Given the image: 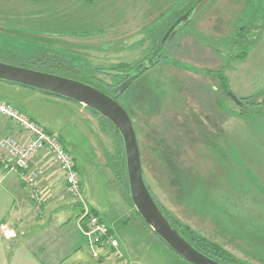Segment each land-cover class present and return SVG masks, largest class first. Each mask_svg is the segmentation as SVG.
Here are the masks:
<instances>
[{
  "label": "rangeland",
  "instance_id": "1",
  "mask_svg": "<svg viewBox=\"0 0 264 264\" xmlns=\"http://www.w3.org/2000/svg\"><path fill=\"white\" fill-rule=\"evenodd\" d=\"M191 1L0 0V60L114 85L122 78L107 71L150 66L160 50L162 61L119 99L134 124L145 180L177 221L240 261L264 264V106L253 113L250 104L236 105L219 79L238 99L264 101V0H212L192 19L185 13L173 22ZM238 28L242 36L232 44ZM41 29L48 33L42 42L33 35ZM241 48H248L243 57ZM45 54L63 55L76 68L25 59ZM34 91L43 96L24 110L60 136L82 196L101 213L129 215L133 206L112 171L115 128L77 102ZM150 235L143 232V264H190Z\"/></svg>",
  "mask_w": 264,
  "mask_h": 264
},
{
  "label": "crops",
  "instance_id": "2",
  "mask_svg": "<svg viewBox=\"0 0 264 264\" xmlns=\"http://www.w3.org/2000/svg\"><path fill=\"white\" fill-rule=\"evenodd\" d=\"M3 29L13 36L24 34L11 28ZM33 35L42 42L48 35L47 29L36 31ZM36 92L0 81V101L13 105L41 124L34 113L24 110L28 102L43 96ZM6 135L18 136L21 132L15 122L0 115V138ZM31 166L40 170L39 206L35 204L33 192L24 184L19 172L5 174L0 164V225H7L14 234L5 237L0 231V264H113L111 258L104 256V252L100 259L92 256L90 239L85 226H82L85 221H81L82 205L66 193L63 174L50 154L40 152L31 160ZM80 196L85 205L109 227L127 264H143V232L147 238H153L150 234H155L134 213V207L126 216L115 210L101 213L86 201L82 193ZM69 198L72 202H68ZM136 217L140 221H134Z\"/></svg>",
  "mask_w": 264,
  "mask_h": 264
},
{
  "label": "water",
  "instance_id": "3",
  "mask_svg": "<svg viewBox=\"0 0 264 264\" xmlns=\"http://www.w3.org/2000/svg\"><path fill=\"white\" fill-rule=\"evenodd\" d=\"M211 1L212 0H199L187 12L186 19L189 20L197 16L201 10L210 4ZM186 19L184 21H179L174 27H172L165 40L170 38L169 35L172 31L176 30L177 32L180 30L181 27L184 26ZM169 40H171V38ZM148 67V61H143L138 64L127 73L126 79L118 84L115 89L119 93H123L134 80L148 69ZM107 72L117 74L115 71ZM0 81L61 96L77 102L108 119L121 137L125 157L129 197L134 209L143 222L151 228L153 233L168 248L188 263L222 264L193 247L170 224L156 204L144 181L140 151L132 120L125 108L114 98L84 81L56 73H48L24 66L9 64L1 60ZM227 95L236 105H243L242 101L232 92L227 91Z\"/></svg>",
  "mask_w": 264,
  "mask_h": 264
},
{
  "label": "built area",
  "instance_id": "4",
  "mask_svg": "<svg viewBox=\"0 0 264 264\" xmlns=\"http://www.w3.org/2000/svg\"><path fill=\"white\" fill-rule=\"evenodd\" d=\"M0 115L15 122L21 135H6L0 138V164L4 173L19 172L25 185L31 188L34 202L41 204L38 189L40 170L31 166V160L40 152L50 154L55 166L62 172L66 193L80 201L82 205L81 220L85 221V232L90 239L92 256L96 259L104 256L111 258L113 264H127L116 238L109 227L95 215L81 199L80 178L74 158L64 147L58 134L46 129L22 111L9 103L0 101ZM1 181V180H0ZM5 237L13 236L10 227L0 225Z\"/></svg>",
  "mask_w": 264,
  "mask_h": 264
},
{
  "label": "trees",
  "instance_id": "5",
  "mask_svg": "<svg viewBox=\"0 0 264 264\" xmlns=\"http://www.w3.org/2000/svg\"><path fill=\"white\" fill-rule=\"evenodd\" d=\"M85 1H90V0H85ZM198 1L199 0H195L194 2L191 1L192 5L188 9H186L185 12H183L182 14H177L176 16H174L173 22H175L176 20H178L185 13L187 14V11L190 10V8L195 3H197ZM180 21H183V19L180 20ZM241 34H242V28H238V30H235L233 32V35L231 36V39H230V41L232 42V44H237V41H238L237 36L239 37ZM238 44H240V43L238 42ZM247 51H248V48H241V50L238 53V55L241 56V57H243V56H245V54H246ZM156 52H159V53L158 54H154ZM46 56H48V55L45 54L42 57L27 56L25 59L26 60L39 61L41 64H43L45 61H48L49 60L48 63L51 65V67H53L55 69L69 68V65H70L69 63H71V62L68 61V58L65 57V56H63V55L54 54L52 57H50V56L46 57ZM149 59L152 60L151 61V65L148 67V69L145 72H147L149 69H151V67L156 66L157 64H159L162 61L163 57H162V55H160V50H157L156 49L153 53H151L150 56H149ZM126 66L127 65L122 64L121 66H118V68H113L112 71L117 72V74H113V76L116 77V78L121 77L122 79L120 81H122L123 79H126L127 73H128L127 72L128 70L125 69ZM71 67L72 68H76L75 65H72ZM77 73H81V71L80 70H77ZM219 79H220L221 86L223 87L224 93L227 94V91H229V88H228L226 79L223 77V75H220L219 76ZM120 81H118L116 84L112 85V84H108V83L104 82L102 79L91 77L90 81H86V83H89V84L97 87L98 89L104 91L105 93H107L108 95H110L112 98H114L118 103H120L119 102V99H120V97L122 96L123 93H119L115 89V87L117 86V84L120 83ZM41 92H44L45 94L51 95V96H54V97L66 99V98H63L61 96H57V95H54L52 93H49V92H45V91H41ZM256 98H257V96L256 97H252V96H250V97H241L239 100L242 101L244 107L247 104L252 105V108L250 109L251 112H253V113H259L261 111L260 110V108H261L260 106L261 105L264 106V101L263 102H260V103H256L254 101V100H256ZM67 100H69V99H67ZM248 101L250 103H248ZM85 108H87V107H85ZM87 109L90 112L99 115L98 113L92 111L91 109H89V108H87ZM240 109H243V107H241ZM125 110L127 111L129 117L131 118V115L128 112V110L126 109V107H125ZM99 116L103 118V120L108 124L109 127L114 128L113 125H112V123L108 119H106L105 117H103L101 115H99ZM133 126H134V124H133ZM115 133H116V136L118 138L120 148H119L118 153L113 157V160H112V162H113V164H112L113 169H112V171H113V174H114L116 180L121 185V187H122V189H123V191L125 193V196L131 202L130 197H129V189H128V182H127V175H126V166H125V157H124V151H123V144H122V140H121V137H120L119 133L116 130H115ZM143 177H144V181H145V183H146V185H147V187H148V189H149L152 197L154 198L156 204L158 205V207L160 208V210L163 212V214L165 215V217L168 219V221L170 222V224L193 247H195L197 250H199L200 252H202L206 256H208V257H210V258H212V259H214V260H216V261H218L219 263H222V264H251V263H247V262H243V261L238 260L236 257L232 256L229 252H227L224 248H222V246H220L216 242L210 241L207 238L198 235L189 226L184 225V224L180 223L179 221H177L171 214L168 213V211L160 204V202L157 200V198L151 192V190H150V188H149V186H148V184H147V182L145 180L144 173H143ZM131 204H132V202H131ZM133 210H134V213L141 219V217L136 212V210L134 208H133ZM81 221L83 222V220H81ZM82 226H85V222H83Z\"/></svg>",
  "mask_w": 264,
  "mask_h": 264
}]
</instances>
